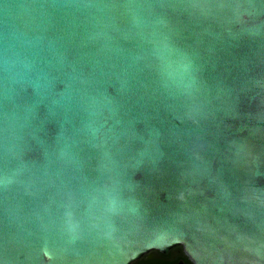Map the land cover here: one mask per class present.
Returning a JSON list of instances; mask_svg holds the SVG:
<instances>
[{"label": "water", "instance_id": "1", "mask_svg": "<svg viewBox=\"0 0 264 264\" xmlns=\"http://www.w3.org/2000/svg\"><path fill=\"white\" fill-rule=\"evenodd\" d=\"M174 247L264 264V0H0V264Z\"/></svg>", "mask_w": 264, "mask_h": 264}, {"label": "flooded vegetation", "instance_id": "2", "mask_svg": "<svg viewBox=\"0 0 264 264\" xmlns=\"http://www.w3.org/2000/svg\"><path fill=\"white\" fill-rule=\"evenodd\" d=\"M143 258L144 261L148 262L147 264H178L179 262L185 264V260H187L181 247L172 248L166 255L158 252H151ZM187 262L188 264L190 263L189 261Z\"/></svg>", "mask_w": 264, "mask_h": 264}, {"label": "trees", "instance_id": "3", "mask_svg": "<svg viewBox=\"0 0 264 264\" xmlns=\"http://www.w3.org/2000/svg\"><path fill=\"white\" fill-rule=\"evenodd\" d=\"M188 260H185V264H188ZM147 261H144V258H141L140 260L134 262L133 264H147ZM190 264V263H189Z\"/></svg>", "mask_w": 264, "mask_h": 264}]
</instances>
